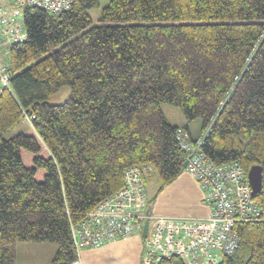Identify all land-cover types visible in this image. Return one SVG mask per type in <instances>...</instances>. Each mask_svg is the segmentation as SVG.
<instances>
[{
    "label": "trees",
    "instance_id": "trees-1",
    "mask_svg": "<svg viewBox=\"0 0 264 264\" xmlns=\"http://www.w3.org/2000/svg\"><path fill=\"white\" fill-rule=\"evenodd\" d=\"M73 0L49 13L23 9L24 41L9 48L10 90L0 94V264L18 242L48 241L51 264H70V224L146 165L156 195L185 152L162 103L201 119L202 151L217 163L262 168L257 219L240 223L238 249L216 264H264V0ZM68 85L58 104L50 97ZM29 127L5 139L23 116ZM148 170V171H149ZM161 264H185L177 256Z\"/></svg>",
    "mask_w": 264,
    "mask_h": 264
},
{
    "label": "built area",
    "instance_id": "built-area-1",
    "mask_svg": "<svg viewBox=\"0 0 264 264\" xmlns=\"http://www.w3.org/2000/svg\"><path fill=\"white\" fill-rule=\"evenodd\" d=\"M73 0H0V94L10 90L7 54L9 48L26 38L23 9L41 8L61 13L71 8ZM190 138L184 128L175 130V139L185 152L188 172L199 185L207 214L193 216H147L143 176L146 165H132L124 172L123 185L102 199L85 218L70 224L77 257L70 264H81L78 252L115 240L140 236V264H161L180 257L185 264H216L235 252L241 237L240 223L257 219L260 206L251 192L247 171L237 161L217 163L202 149L206 134ZM149 218L147 234L142 236L144 220Z\"/></svg>",
    "mask_w": 264,
    "mask_h": 264
},
{
    "label": "crops",
    "instance_id": "crops-1",
    "mask_svg": "<svg viewBox=\"0 0 264 264\" xmlns=\"http://www.w3.org/2000/svg\"><path fill=\"white\" fill-rule=\"evenodd\" d=\"M173 125L183 127L185 122L179 120ZM186 126L191 137L201 132V128L191 132L189 126ZM201 197L197 182L188 172L183 171L156 195L151 214L202 217L207 214V207ZM56 249V245L48 241L18 242L14 264H51ZM141 255L142 239L135 235L101 246L83 248L78 252V259L81 264H140Z\"/></svg>",
    "mask_w": 264,
    "mask_h": 264
},
{
    "label": "rangeland",
    "instance_id": "rangeland-1",
    "mask_svg": "<svg viewBox=\"0 0 264 264\" xmlns=\"http://www.w3.org/2000/svg\"><path fill=\"white\" fill-rule=\"evenodd\" d=\"M108 2L109 0H99V4L97 6L89 8L87 10L93 24L98 22V19L101 14V10L104 6L108 4ZM3 56L7 58V54ZM69 92H70V87L68 85H65L50 97L49 102L53 104L61 103L67 98ZM161 109L163 111V114L165 115L166 120L172 125L174 124V122H177L179 120L180 121L184 120L185 124L189 126L191 132L198 131L201 128L202 122L200 118H195L191 121H187L183 112L178 106L169 103H162ZM29 125H30L29 121L27 120V117L24 115L12 128H10L9 130L3 133V137L5 139H9L15 136L16 134L22 132L23 130L27 129ZM145 174L146 177L148 178L147 181L148 191L149 190L151 191V189H153L157 183L156 173L153 169L150 168V170Z\"/></svg>",
    "mask_w": 264,
    "mask_h": 264
},
{
    "label": "water",
    "instance_id": "water-1",
    "mask_svg": "<svg viewBox=\"0 0 264 264\" xmlns=\"http://www.w3.org/2000/svg\"><path fill=\"white\" fill-rule=\"evenodd\" d=\"M187 165V159H185L183 166L186 167ZM247 177L249 180V184L251 186V192L253 195L259 192L262 186V168L260 165H252L249 167L247 170ZM147 216L151 215V209H148L146 211ZM148 223H149V218L147 217L144 220L143 227H142V236L145 237L147 234V229H148Z\"/></svg>",
    "mask_w": 264,
    "mask_h": 264
}]
</instances>
